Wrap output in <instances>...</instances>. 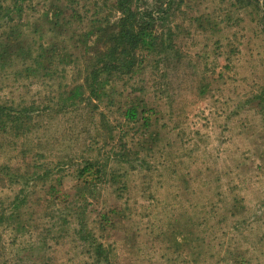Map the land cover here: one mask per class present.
<instances>
[{
	"label": "rangeland",
	"instance_id": "rangeland-1",
	"mask_svg": "<svg viewBox=\"0 0 264 264\" xmlns=\"http://www.w3.org/2000/svg\"><path fill=\"white\" fill-rule=\"evenodd\" d=\"M115 1L60 0L66 16L72 5L81 13L66 31L42 17L58 0H32L28 17L15 18L43 28L32 56L58 43L62 59L74 58L61 66L55 54L40 74L11 50L0 60V103L35 112L26 138L0 132V167L11 180L29 175L26 184L0 176L3 208L30 183L19 219L27 230L0 224V264H90L74 233L85 210L112 264H264V0H137L165 12L155 17L166 44L141 75L113 80L98 110L60 109L59 95L82 83L79 39L92 20L119 17ZM131 105L148 128L124 118ZM88 159L106 170L94 196L80 175Z\"/></svg>",
	"mask_w": 264,
	"mask_h": 264
},
{
	"label": "trees",
	"instance_id": "trees-1",
	"mask_svg": "<svg viewBox=\"0 0 264 264\" xmlns=\"http://www.w3.org/2000/svg\"><path fill=\"white\" fill-rule=\"evenodd\" d=\"M31 2L32 0H0V16H2L0 20L6 19L3 22L4 26L0 24V30H2L0 36L5 37L6 40L0 41V60L8 57L9 50H11V55L17 56L22 62L23 71L27 70L28 73L40 74V68L44 71L45 69H52L49 66L55 62L53 60L55 54H57L56 45L58 43H53L46 49L41 46L38 54L32 56L34 51L37 53L33 35L38 36L39 29L42 30L43 28L40 25H32L28 21L24 28L20 21L15 22V18L28 17L26 3ZM136 2L137 0H116L113 11L118 13L119 17L117 19L112 20V22L109 18H105L104 21L102 19L92 20L91 28L86 35L83 34L82 39L80 38V42H78L81 43L80 45L84 49L81 53L86 62L83 68L76 65L73 73L82 80V83L72 88L69 87L68 90L59 95L60 101L58 104L61 106L60 109L86 103L93 109L98 110V106L94 102L101 100V94L106 87L111 85L113 80L121 81L141 75L145 71L144 59L149 55L152 56L158 44L161 43L162 46L166 44L164 38L157 34L155 17L157 15L161 19L165 12L142 11L137 8ZM69 10L70 17L65 15V4H61L58 0L55 7L51 6L45 10L42 17H44L46 24L48 23L53 28V31H66L71 28L72 20L81 19V13L73 8V5L69 7ZM9 22H11V26ZM50 28L49 30L52 31ZM27 34H31L33 38L27 39ZM30 40L31 42H28ZM73 49L75 50L76 46ZM138 53L141 54L140 58ZM142 53L144 54L142 55ZM58 54L57 58L60 59L58 64H62L61 66H63V63L73 64V55L63 54L62 59L61 54ZM30 65H35L37 69L29 68ZM88 91L89 93L86 94ZM22 109L21 107L12 109L0 103V132L3 135L12 134L15 138L24 139L30 133L26 119H32L31 114L35 112L33 110L27 112L28 109ZM139 111L137 106H128L124 111V118L132 123L138 122L142 118L143 126L148 128V118H143V116L140 118L141 115L145 114L144 110ZM80 175L91 176L90 182L84 179L82 183L87 186L85 194L90 193L94 196L93 191L96 190L97 182L106 177V170L98 161L88 159L80 170ZM0 176L9 183L13 182L14 184H17L21 179L26 184L29 179V175L28 179L23 175H14V180H11V168L6 166L0 167ZM29 184L28 182L26 185L27 190ZM22 187L23 189L19 190L14 198L8 201L6 208H3L5 202L0 201V224H6L8 227L15 225L17 231L21 233L28 228L26 223H20L19 219L22 209H24L29 199L26 189H24V186ZM85 212L86 210L77 213L75 218L77 224L74 233L79 241L88 243L86 253L88 260L91 262L90 264H112L111 252L101 242H98Z\"/></svg>",
	"mask_w": 264,
	"mask_h": 264
}]
</instances>
